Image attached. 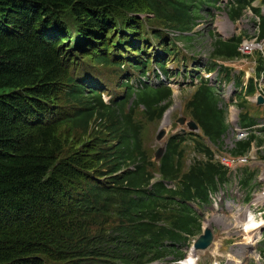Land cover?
Returning a JSON list of instances; mask_svg holds the SVG:
<instances>
[{
    "label": "trees",
    "instance_id": "16d2710c",
    "mask_svg": "<svg viewBox=\"0 0 264 264\" xmlns=\"http://www.w3.org/2000/svg\"><path fill=\"white\" fill-rule=\"evenodd\" d=\"M205 1L210 0H0V264H119V256L128 262L121 264H129L137 259V237L152 230L146 220L156 217L150 209L155 197L145 195L148 159L141 151L139 126L122 105L106 106L101 95L87 90L73 74L74 61L79 56L111 64V35L128 43L143 40L152 28L131 15L134 10L146 11L150 22L172 28L169 33L190 43L197 34L189 32ZM246 6L247 0H236L231 12L240 15ZM68 14L77 19L70 33ZM260 26L263 38L264 23ZM151 31L175 54L173 39L168 42L159 29ZM73 32L76 49L67 42ZM134 47L139 49L137 43ZM215 49L233 53L236 45L216 41ZM141 57L133 65L143 71L149 56ZM166 94V89L146 86L135 102L154 113ZM61 99L76 106L55 119ZM219 102L210 91L195 107L221 141L229 126ZM97 124L109 140L92 139L64 153L63 126L87 135ZM248 145L243 140L234 150L245 152ZM206 155L187 175V187L188 192L190 185L197 187L209 204L207 188L216 191L228 179L213 155ZM174 169L169 159L165 172ZM165 191L158 185L155 194ZM195 221L185 207L179 228L190 230ZM174 237L186 240L177 233Z\"/></svg>",
    "mask_w": 264,
    "mask_h": 264
},
{
    "label": "rangeland",
    "instance_id": "374dc122",
    "mask_svg": "<svg viewBox=\"0 0 264 264\" xmlns=\"http://www.w3.org/2000/svg\"><path fill=\"white\" fill-rule=\"evenodd\" d=\"M213 13H215V11H213ZM131 15H133L136 18L138 17L139 19H141L147 27H154L161 31L166 30V29H169V30L172 29L170 27L167 28L165 25H163L162 23L158 21L150 22L149 18H152V17L146 11L139 12L138 10H134L131 12ZM202 15H203V19H201L202 23L200 25L201 27H199V29L201 28L202 34L193 35L194 39L190 40V43H192V48L189 50L194 51L196 53L195 54L194 52H192L193 57L202 56L200 64L205 65V63L209 59L211 52L213 51L214 39L212 38V33L210 31L211 16L208 17V10L206 8L202 9ZM221 15L224 19H226V14L224 10H222ZM65 20H66L67 26L69 27V32L73 31L75 29L73 28V26H76L77 19H75L72 15L68 14V16H65ZM257 20L258 19L256 17H253V13L250 10H247L242 18V23H241L242 30L244 32H247L251 43L256 42V34L258 31V21ZM162 26H164L163 27L164 29L162 28ZM174 35L176 37V34ZM106 36L108 35L106 34ZM109 39H110V42L113 43V41L115 40V36L111 35L109 36ZM98 41L101 42V40L99 39ZM153 43L155 44V48L159 46L157 45V40H153ZM184 43H186L187 46L190 44L188 42H185L184 40L178 41L179 45H182ZM178 54L179 55L173 54L172 55L173 59L169 61V67L174 68V70L177 69L180 73L173 79V81H176V82H172L173 85L174 83L176 85L177 83H181L183 81L185 84L188 83V78L185 75V68H186L184 66L185 61L178 62V59L181 58L183 55L187 59L188 56H191V55H188V49L186 48L184 49V52L181 51ZM86 62L93 63L91 60L89 61V59ZM188 65L190 66V60L188 62ZM235 67L240 69L244 67V63L237 62L235 63ZM203 74H205V72H203ZM172 75L173 74H171V76ZM135 78L137 79L136 75L133 79L134 81H135ZM109 86H113L115 88V96H118L120 94L116 86L113 85L110 81H108V79L105 78L104 83L101 84V87H104L107 89L106 91H109L108 89ZM262 86H263V83H262ZM230 90H231V87L229 86L225 87L223 90V94L225 96H229ZM58 105L61 107H65V109L67 110H72L73 107L76 106V103L74 101H69L68 103H65L64 99H61ZM67 110L63 112L62 114H69ZM153 126L154 124L152 123L147 124L146 137H149ZM231 130L232 129H230L229 132L223 135V137L221 138L222 139L221 142H224L225 148L234 150V146H235L234 142L239 140L240 137L233 135L231 133ZM261 135L262 134L259 135L260 136L258 139L259 141H261ZM61 136L63 138L64 153L71 152L78 147L80 148L83 146L85 142L92 140V139L94 140H109L110 139L109 137H107L104 129L101 127H99L95 132L84 135L82 132L72 131L69 129L68 126H63L61 130ZM262 144H263L262 149L264 151V142H262ZM193 154L194 153H192L191 155V160L193 159V157L194 158L200 157V155L198 154H197V157L193 156ZM239 166L240 167H239L238 173L233 178V180L229 182L228 185L223 188L218 187L217 193L214 194L213 203L212 204L210 203V205H206L205 207L207 208L208 215L214 221L218 229L221 228L223 225H228L232 229V232L234 235V242H235L234 253H235L236 259L230 264H239L238 261H240V264H242V260H243V264H264V258L262 257V254L260 252V247H261L260 243H256L254 245L256 247H259L256 250L252 244L246 242L247 240L245 241L246 238H245V234L243 233L244 231L242 229L241 223L235 218V215L239 213L243 214L242 210L246 203L245 198L244 199L236 198V196L238 195L237 191L240 189V187L238 186L239 182H236V179L240 178L241 169H242V165L240 164ZM250 191L251 190H249V192ZM239 208H241V210H239ZM263 247H264V243H263ZM49 264H52V263H49Z\"/></svg>",
    "mask_w": 264,
    "mask_h": 264
},
{
    "label": "bare ground",
    "instance_id": "6f19581e",
    "mask_svg": "<svg viewBox=\"0 0 264 264\" xmlns=\"http://www.w3.org/2000/svg\"><path fill=\"white\" fill-rule=\"evenodd\" d=\"M253 223H254V217H253V215H250V217H249V221L245 224V228L243 229V231H244V232L246 233V235H247V238H250V236H249L250 232H251L253 229H255ZM246 240H247V239H245V241H246ZM246 242H248V241H246ZM248 243H249V242H248Z\"/></svg>",
    "mask_w": 264,
    "mask_h": 264
}]
</instances>
